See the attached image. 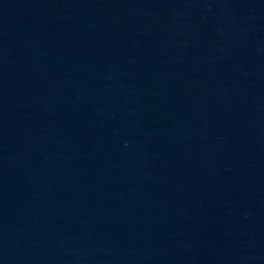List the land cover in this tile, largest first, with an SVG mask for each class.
Instances as JSON below:
<instances>
[{"label": "water", "instance_id": "1", "mask_svg": "<svg viewBox=\"0 0 264 264\" xmlns=\"http://www.w3.org/2000/svg\"><path fill=\"white\" fill-rule=\"evenodd\" d=\"M0 264H264V217L119 134L0 32Z\"/></svg>", "mask_w": 264, "mask_h": 264}]
</instances>
